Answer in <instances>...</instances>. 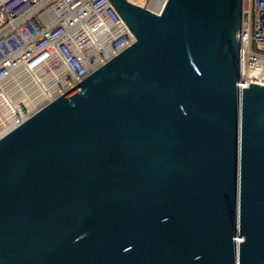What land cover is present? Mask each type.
I'll use <instances>...</instances> for the list:
<instances>
[{
  "label": "water",
  "instance_id": "water-1",
  "mask_svg": "<svg viewBox=\"0 0 264 264\" xmlns=\"http://www.w3.org/2000/svg\"><path fill=\"white\" fill-rule=\"evenodd\" d=\"M108 2L134 43L0 138V264H264L244 0Z\"/></svg>",
  "mask_w": 264,
  "mask_h": 264
},
{
  "label": "built area",
  "instance_id": "built-area-1",
  "mask_svg": "<svg viewBox=\"0 0 264 264\" xmlns=\"http://www.w3.org/2000/svg\"><path fill=\"white\" fill-rule=\"evenodd\" d=\"M126 1L156 14L166 2ZM244 10L241 89L264 86V0ZM134 41L108 0H0V138Z\"/></svg>",
  "mask_w": 264,
  "mask_h": 264
},
{
  "label": "rangeland",
  "instance_id": "rangeland-1",
  "mask_svg": "<svg viewBox=\"0 0 264 264\" xmlns=\"http://www.w3.org/2000/svg\"><path fill=\"white\" fill-rule=\"evenodd\" d=\"M154 2H156V1H154ZM154 2H151V5L148 6L149 9L153 10L154 7L158 9V6ZM252 49H253V51H255L254 48H252Z\"/></svg>",
  "mask_w": 264,
  "mask_h": 264
},
{
  "label": "bare ground",
  "instance_id": "bare-ground-1",
  "mask_svg": "<svg viewBox=\"0 0 264 264\" xmlns=\"http://www.w3.org/2000/svg\"><path fill=\"white\" fill-rule=\"evenodd\" d=\"M154 1H156V2H154ZM152 2H154L158 6V10H159L160 9V4H159L158 0H153Z\"/></svg>",
  "mask_w": 264,
  "mask_h": 264
}]
</instances>
